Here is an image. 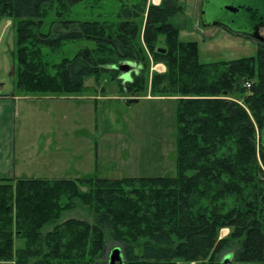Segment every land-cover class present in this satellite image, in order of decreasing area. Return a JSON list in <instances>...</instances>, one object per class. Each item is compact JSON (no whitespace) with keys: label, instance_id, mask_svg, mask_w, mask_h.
Segmentation results:
<instances>
[{"label":"trees","instance_id":"1","mask_svg":"<svg viewBox=\"0 0 264 264\" xmlns=\"http://www.w3.org/2000/svg\"><path fill=\"white\" fill-rule=\"evenodd\" d=\"M83 1L0 0V18L17 23L18 92L68 97L109 74L126 97L176 99L177 175L0 180V262L108 264L119 248L124 264H264V53L201 63L199 43L182 42L172 22L179 0H135L103 21L68 19ZM52 13L57 20L42 33ZM77 40L95 47L53 65L43 54ZM124 62L135 64L126 82L113 69ZM159 63L166 71L152 72ZM78 202L93 223L61 221ZM222 229H230L225 238Z\"/></svg>","mask_w":264,"mask_h":264},{"label":"rangeland","instance_id":"2","mask_svg":"<svg viewBox=\"0 0 264 264\" xmlns=\"http://www.w3.org/2000/svg\"><path fill=\"white\" fill-rule=\"evenodd\" d=\"M134 2L84 0L70 8L68 19L82 22L107 20L122 5ZM201 2L179 0L183 10L172 20L181 30L182 42L199 43L201 63L256 56L259 50L264 53V47L256 42L230 35L217 28L219 26H214L215 21L223 19L224 24L238 25V14H229L225 9L228 6L240 7L238 0L220 2L217 5L220 10L217 16L209 8H205L204 16ZM56 20L54 13L46 17L41 32L48 33ZM232 20L236 24L231 23ZM16 25L15 21L0 18V29L4 37L0 57H5L9 66L16 63ZM162 41L164 37H160ZM94 47L91 41L77 40L66 42L58 51L53 52L47 47H42V50L47 61L53 65L65 58L72 59L81 49ZM156 65H152V72L166 71ZM129 77L120 76L125 82ZM85 86L86 92L68 96L67 99L57 96L51 104L37 99L54 96L51 94L28 95L36 98L24 100L32 104L30 107L21 103L15 143L17 165L22 174L28 178L71 179L78 183L95 176L112 180L174 178L177 175L178 149L176 99L151 95L126 97L109 74L90 77ZM78 107L81 108L80 114ZM257 136L259 144L264 145V129ZM80 190L88 191V187L81 185ZM71 218L90 223L94 221L92 212L80 202L73 210L66 211L61 221ZM24 244V240L16 239L15 248H23Z\"/></svg>","mask_w":264,"mask_h":264},{"label":"crops","instance_id":"3","mask_svg":"<svg viewBox=\"0 0 264 264\" xmlns=\"http://www.w3.org/2000/svg\"><path fill=\"white\" fill-rule=\"evenodd\" d=\"M162 0H149V4L158 6ZM202 4V2H201ZM3 30L0 29V52L3 45ZM16 45V41H15ZM155 67L166 70L165 66L158 64ZM153 69H156L153 67ZM160 70V69H159ZM155 71H158L156 69ZM162 71V70H161ZM17 77H16V63L9 66L8 60L0 57V180H12L17 178L27 179L29 176L22 174L20 166L17 165L16 160V143L17 142V130L19 118V108L21 103L29 105L30 99H36L28 95H23L18 92L17 89ZM54 96H46L37 99H43L47 103L51 104V101L55 99ZM71 98V97H70ZM63 99H67L63 98ZM54 101V100H53ZM79 114L81 108L78 107ZM78 114V115H79ZM76 126V125H74ZM27 177V178H26ZM230 234V229H222L220 232V238H225ZM16 242V240H15ZM0 264H15V262H0ZM183 264V263H179ZM193 264V263H192Z\"/></svg>","mask_w":264,"mask_h":264},{"label":"flooded vegetation","instance_id":"4","mask_svg":"<svg viewBox=\"0 0 264 264\" xmlns=\"http://www.w3.org/2000/svg\"><path fill=\"white\" fill-rule=\"evenodd\" d=\"M215 1L220 0H211L208 1V8H212L210 11L217 14L215 8L218 5ZM260 0H255V2H258ZM238 3L243 4L242 7L247 4L246 0H238ZM214 9V11H213ZM262 11L258 10L254 7L253 10L249 12H242L239 11L236 14H238V25L236 24L235 20H232L231 23H235L236 25H227L222 23L223 20L215 21L214 26H219L217 28L223 29V31L227 32L230 35L238 36L244 39H247V41H254L258 45L264 47V42H261L254 37V32H257L258 35L262 38H264V18L260 16V13ZM215 16V15H214ZM217 16V15H216Z\"/></svg>","mask_w":264,"mask_h":264},{"label":"water","instance_id":"5","mask_svg":"<svg viewBox=\"0 0 264 264\" xmlns=\"http://www.w3.org/2000/svg\"><path fill=\"white\" fill-rule=\"evenodd\" d=\"M208 1H211V0H202L201 6H202V10H203V15L204 16L206 14V11H204L205 8L208 9V7H209L208 6ZM223 1H225V0H220V1H215V2L219 4L220 2H223ZM246 1H247V4H245L243 7H242L243 4H241V6L238 7V8H233V7L228 6V7H225V9H226L227 13H229V14H236L239 11L249 12V11L253 10L254 7H255L258 10L262 11L260 13V16L264 18V0H260L258 2H255V0L253 2H251L250 0H246ZM211 9L212 8H210V10ZM215 10L216 11H214V9H213V11L214 12H217V14H215V13L212 12L213 15H218L220 13V10L217 9V6H216ZM215 24L216 23H214V25ZM204 25H206V24H204ZM254 33H255L254 34L255 39H257V40H259L261 42H264V38L260 37L257 32H254ZM157 51L160 52V53H166V50L165 49H160L159 48ZM113 69L120 70L123 73V75H125L127 77L130 72H132L133 70H135V66L133 64H131V63L124 62V63H122V64H120L118 66H114ZM109 258L110 259H109V263L108 264H124L123 253H122V251L119 248L114 249L111 252ZM223 263L224 264H229L230 263V258L229 257H226L224 259V262Z\"/></svg>","mask_w":264,"mask_h":264},{"label":"built area","instance_id":"6","mask_svg":"<svg viewBox=\"0 0 264 264\" xmlns=\"http://www.w3.org/2000/svg\"><path fill=\"white\" fill-rule=\"evenodd\" d=\"M246 87H247V88H250V87H251V83H250V82H247V83H246ZM258 139H259V136H257V141H258Z\"/></svg>","mask_w":264,"mask_h":264}]
</instances>
